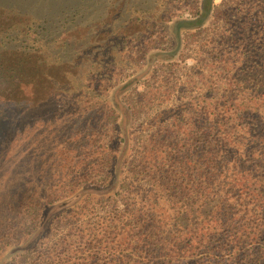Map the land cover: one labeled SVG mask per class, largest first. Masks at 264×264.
<instances>
[{
    "label": "trees",
    "instance_id": "trees-1",
    "mask_svg": "<svg viewBox=\"0 0 264 264\" xmlns=\"http://www.w3.org/2000/svg\"><path fill=\"white\" fill-rule=\"evenodd\" d=\"M0 264H264V0H0Z\"/></svg>",
    "mask_w": 264,
    "mask_h": 264
},
{
    "label": "rangeland",
    "instance_id": "rangeland-1",
    "mask_svg": "<svg viewBox=\"0 0 264 264\" xmlns=\"http://www.w3.org/2000/svg\"><path fill=\"white\" fill-rule=\"evenodd\" d=\"M127 127V126H126ZM116 132H120V130L116 127ZM103 141H105L104 139H99L98 140V142L99 143H102ZM71 194V193H70ZM63 200H65V198L63 199ZM82 199H80L78 202H80ZM51 202H54V200H51V199H49L48 197H43L42 198V203L45 205L44 206V209H45V211H44V213L46 212V205H47V207L48 208H50V206H51ZM19 242V241H18ZM5 250V251H4ZM2 251H4L3 252V257H5V256H7L8 254H9V252H10V248L8 249V247H5V248H3V250Z\"/></svg>",
    "mask_w": 264,
    "mask_h": 264
}]
</instances>
